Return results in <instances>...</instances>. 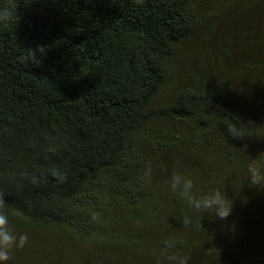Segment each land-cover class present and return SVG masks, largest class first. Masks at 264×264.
Listing matches in <instances>:
<instances>
[{"label":"trees","instance_id":"trees-1","mask_svg":"<svg viewBox=\"0 0 264 264\" xmlns=\"http://www.w3.org/2000/svg\"><path fill=\"white\" fill-rule=\"evenodd\" d=\"M0 7V195L28 236L8 264H264V190L247 177L264 152V0ZM174 173L231 214L188 208Z\"/></svg>","mask_w":264,"mask_h":264},{"label":"clouds","instance_id":"clouds-1","mask_svg":"<svg viewBox=\"0 0 264 264\" xmlns=\"http://www.w3.org/2000/svg\"><path fill=\"white\" fill-rule=\"evenodd\" d=\"M11 10L7 7H0V23L8 22L11 18ZM38 48V51L41 52ZM30 63L39 65L35 53L32 52ZM234 137L238 135L235 129H228ZM53 175L58 174L53 171ZM248 182L253 188L264 190V152L252 158L247 164ZM170 191L178 195L184 201L186 206L197 213L207 215L210 219L225 220L232 212V202L229 203L225 199L224 193L219 190L209 188L197 192L194 179L183 173H174L169 177ZM9 211L8 205L0 195V264H8L10 261V253L17 248H22L28 241L26 234L17 235L13 229L9 227ZM167 247L173 245L166 242ZM170 264H183L175 255L169 256Z\"/></svg>","mask_w":264,"mask_h":264},{"label":"rangeland","instance_id":"rangeland-1","mask_svg":"<svg viewBox=\"0 0 264 264\" xmlns=\"http://www.w3.org/2000/svg\"><path fill=\"white\" fill-rule=\"evenodd\" d=\"M235 11H236L237 15L240 14V8H238V7L235 8ZM223 22L224 23L221 25V29L224 28L225 25H226V21H223ZM198 43L199 44L201 43V37L200 36L194 35V37L189 38L188 41L181 46L180 56L181 57H186V56L192 55L194 47ZM169 89H170V87L165 88L164 89V93H166Z\"/></svg>","mask_w":264,"mask_h":264}]
</instances>
